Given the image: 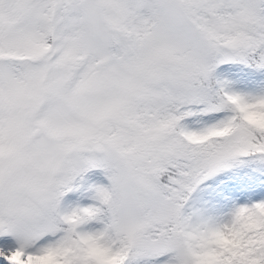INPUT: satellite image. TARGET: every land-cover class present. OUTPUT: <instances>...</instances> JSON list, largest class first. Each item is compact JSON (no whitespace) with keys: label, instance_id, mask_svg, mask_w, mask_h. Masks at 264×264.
I'll return each mask as SVG.
<instances>
[{"label":"snow or ice","instance_id":"snow-or-ice-1","mask_svg":"<svg viewBox=\"0 0 264 264\" xmlns=\"http://www.w3.org/2000/svg\"><path fill=\"white\" fill-rule=\"evenodd\" d=\"M0 264H264V0H0Z\"/></svg>","mask_w":264,"mask_h":264}]
</instances>
